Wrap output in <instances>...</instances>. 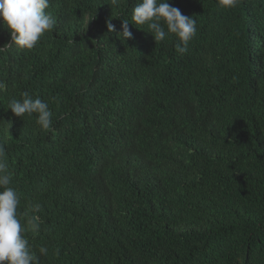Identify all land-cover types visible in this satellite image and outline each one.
<instances>
[{"label":"trees","instance_id":"16d2710c","mask_svg":"<svg viewBox=\"0 0 264 264\" xmlns=\"http://www.w3.org/2000/svg\"><path fill=\"white\" fill-rule=\"evenodd\" d=\"M56 2L54 34L69 32L65 43L71 52L102 58L126 51L117 73L127 102L121 118L132 132L147 122L153 142L149 150L130 148L107 158L98 179L69 172L29 195L24 208L43 204L52 217L51 225L29 240L36 264H57L67 242L80 235L101 243L97 264H104L110 250L120 244L134 251L131 264H181L200 249L212 262H223L241 248L253 264H264V0H238L232 9L218 7L219 0H168L196 21L200 42L220 43V53L224 50L241 76L229 88L225 109L246 117L250 126H238L230 142L209 144L184 123L204 119L209 108L203 105L180 117V101L166 87L157 48L165 50L166 45L155 42L146 26L131 23L133 9L141 0H119L117 5L111 0ZM110 18L113 33L105 25ZM123 20L130 22V40L118 37ZM4 40L0 28V44ZM5 56L20 64L30 61L32 53L12 51ZM93 66L87 59L79 71L83 88ZM145 84L164 91L159 115L143 109ZM102 102L112 105L109 98ZM179 146L196 151L184 166L167 158ZM186 179L210 192V200L204 203V195L192 191L176 198ZM176 201L201 209L198 218L205 226L178 234L173 229ZM40 248H46V254Z\"/></svg>","mask_w":264,"mask_h":264},{"label":"clouds","instance_id":"9594fccd","mask_svg":"<svg viewBox=\"0 0 264 264\" xmlns=\"http://www.w3.org/2000/svg\"><path fill=\"white\" fill-rule=\"evenodd\" d=\"M111 3L117 5L119 0ZM237 4L238 0H219L218 7L232 9ZM56 8V0H0V28L5 38L0 44V264H36L29 240L48 228L52 217L46 205L24 208L22 204L40 186L51 185L69 172L98 179L110 156L130 148H152L153 131L147 122L132 132L121 118L127 102L120 93L117 73L126 51L102 58L71 52L65 43L69 36L54 34ZM131 21L146 26L155 42L166 45L165 50L157 48L164 62L166 87L180 101V117L203 105L209 108L204 119L184 121L198 138L208 144L230 142L238 126L249 128L246 117L225 109L229 88L241 80L240 74L224 50L220 53L218 41H199L192 17L168 0H141ZM129 23L123 20L121 24L118 37L123 41L132 38ZM105 25L108 33L115 31L111 18ZM12 51L32 56L18 64L5 56ZM87 59L93 61L94 70L83 88L79 71ZM143 89L144 111L159 115L164 109V91L151 84ZM104 98L112 105H105ZM195 153L191 146H179L167 158L184 166ZM188 191L202 193L204 203L211 198L210 192L188 179L175 197ZM200 210L174 202L173 229L183 235L204 227L206 222L198 218ZM39 251L47 252L46 248ZM101 254L97 238L80 235L67 242L57 264H97ZM134 258V251L120 244L110 250L104 264H131ZM181 264L253 262L242 248L223 262H212L200 249Z\"/></svg>","mask_w":264,"mask_h":264},{"label":"bare ground","instance_id":"6f19581e","mask_svg":"<svg viewBox=\"0 0 264 264\" xmlns=\"http://www.w3.org/2000/svg\"><path fill=\"white\" fill-rule=\"evenodd\" d=\"M67 34H69V32L68 31H66V32H64V35H67ZM107 137V136H106ZM108 139H110V137H107ZM40 159H43L42 157H40Z\"/></svg>","mask_w":264,"mask_h":264}]
</instances>
